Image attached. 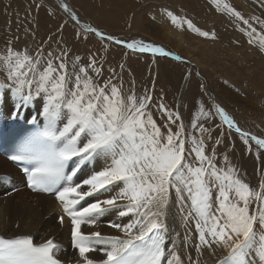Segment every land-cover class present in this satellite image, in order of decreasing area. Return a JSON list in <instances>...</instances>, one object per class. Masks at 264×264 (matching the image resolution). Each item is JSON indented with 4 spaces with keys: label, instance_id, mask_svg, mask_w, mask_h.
<instances>
[{
    "label": "snow or ice",
    "instance_id": "obj_1",
    "mask_svg": "<svg viewBox=\"0 0 264 264\" xmlns=\"http://www.w3.org/2000/svg\"><path fill=\"white\" fill-rule=\"evenodd\" d=\"M213 3L236 25H243L240 30L249 44L264 50V19L246 18L227 0ZM60 7L80 24L68 3L61 0ZM168 15L174 23L179 19ZM182 23L195 27L191 20ZM80 27L101 41L123 43L88 25ZM19 40L13 37L0 49V89L16 97L18 108L39 100L41 110L33 121L43 117L44 127L33 131L9 159L23 165L29 189L55 197L62 213L59 224L70 228L75 264H201L205 251L215 256L217 249L226 255L216 264H264V180L258 189L252 188L226 153L221 163L217 146L224 133L209 147L213 129L205 124L218 117L246 145L251 140L260 149L264 138L243 132L215 102L206 107L199 101L186 123L179 109L170 108L163 97L154 100L148 89L137 93L134 82L125 89L115 69L105 77L104 58L95 52L85 63L78 55L70 60L73 54L61 47L62 39L55 41L57 50H50L51 36L35 48L17 47ZM127 47L170 54L142 41ZM97 161H102L99 170ZM89 164L93 170L77 182ZM173 199L185 228L183 247H194L196 259L188 254L185 260L181 245L172 238ZM112 212L118 220L107 226L118 234L85 231L97 228ZM126 217L127 223L120 222ZM193 233L194 242L189 244ZM60 250L53 237L36 243L32 235L0 236V264H62ZM95 253L101 258H94Z\"/></svg>",
    "mask_w": 264,
    "mask_h": 264
},
{
    "label": "rangeland",
    "instance_id": "obj_2",
    "mask_svg": "<svg viewBox=\"0 0 264 264\" xmlns=\"http://www.w3.org/2000/svg\"><path fill=\"white\" fill-rule=\"evenodd\" d=\"M257 1H245L248 9H251L249 12L244 3L241 5L238 0H227L246 18L257 16L264 19V15L260 16L255 9L256 6H260L264 12V0ZM63 2L68 3L76 14L80 22L79 25L73 20L72 22L70 21L68 14L60 7L61 0H0V49L5 47L8 40L16 36L20 37V40L16 42L17 47H23L26 44L32 48L39 46L42 40H47L51 36L53 37V42L50 50H57L56 40L62 39L64 44L62 43L61 47H65L70 41L71 38L67 36L68 34L64 27L71 25V27H77L83 32L76 33L75 38H79L80 45L84 47H80L78 53L76 49L65 47L73 54L70 60L78 55L86 63L90 52L100 49L102 55L114 52L119 59H124L126 56L131 60H135L144 55L143 57L150 64L146 69L148 85L145 86L146 83H144L139 88L140 84H135L137 93L140 92L139 94H142L145 89H148L152 92L154 100L158 101L163 97L164 103L170 108L173 110L179 109L186 123L189 122V116L196 111L199 101H203L205 106L209 107L216 100L234 119L239 128L251 134L264 137V76H257L254 72L244 73L242 69L245 68L233 64L231 57L234 55L238 56V54L237 52H230L231 46L241 45L243 49V44H237L239 43L238 40L244 38L246 39L244 43L246 41L248 43V37L240 30L243 25H236L233 18L227 13L217 11L213 0H63ZM169 12L179 18L175 23L172 17L168 15ZM101 14H104V16L99 18ZM106 15L110 18H119L123 23L114 25L111 23L114 22L112 18L111 22H107L105 21ZM185 20H191L195 27L190 29L186 23H182ZM82 24L94 25L97 29L105 32V34L115 37L116 40L120 36L125 38L127 35L128 42L131 43L133 41L130 37L136 36L137 41H140L139 37H141L143 43L163 47L165 53H169L167 50L174 51V47L169 45V43L157 41L156 31L160 30L166 35H179L184 41V44L181 45L184 48L177 50L178 53H182L181 56L188 55V57L196 58L200 68L193 69L190 59L184 56L179 57L175 51L176 56L179 58L169 54L162 56V54L153 52H140L138 48L136 50L129 49L127 44H117L115 40L101 41L97 36V38L93 37V40L98 43V46L94 45L93 50H89L85 43L89 41L88 39L91 36L84 34L80 27ZM256 26L259 30L260 26ZM196 29H199L200 32H208L209 35L205 37L197 32ZM26 31L29 33L27 36H25ZM63 35L68 38H64ZM108 45H112L113 49L108 50ZM45 46L47 47V45ZM241 47L239 48L241 49ZM258 49L264 55V50H261L260 47ZM243 51L242 53H244ZM207 54L208 56H206ZM219 55H223L226 60L220 62L218 60L220 58ZM236 58L238 64L240 55ZM102 63L105 69L104 75L107 77L109 75V70L106 66L107 62L102 61ZM157 63L162 66L160 68L162 71L161 78L158 77ZM234 66L238 70H235ZM228 67L234 70L236 75L227 74L228 71L226 70ZM217 78H219L221 83L216 81L218 80ZM156 80L158 81V86L156 85ZM258 82L262 83L261 87H259ZM201 85H203V88H201ZM0 100L2 101V93H0ZM0 108H3L0 109V112H6L1 103ZM155 115L158 116L159 113H155ZM243 116L248 119L243 120ZM217 125H222L218 117L210 124H205L206 127L210 126L213 129V141H209V145H212L216 138H220L221 132L224 133L223 141L227 140L226 143H230L232 146L238 145L239 147H237L246 155L243 156V170H254L256 172V187L258 189L260 182L264 180V149H257L250 141L246 145L235 129L230 130L227 125H222L218 128L216 127ZM231 139L235 142H231ZM229 147L230 149L232 148L231 146ZM249 147L251 148L250 151ZM223 150L221 158L218 157L221 163L223 162L222 156L226 152L225 149ZM249 155L253 157L251 164L248 160L251 157H247ZM10 176L17 175L7 173L4 177L9 181L11 179ZM240 176L248 183L249 180H246L245 173H240ZM10 190H12L11 193L7 194V196H4L5 194L1 195L0 198L9 197L12 199L20 193L16 186L10 188ZM102 220L103 217L99 222H102ZM17 221L15 223H19Z\"/></svg>",
    "mask_w": 264,
    "mask_h": 264
},
{
    "label": "bare ground",
    "instance_id": "obj_3",
    "mask_svg": "<svg viewBox=\"0 0 264 264\" xmlns=\"http://www.w3.org/2000/svg\"><path fill=\"white\" fill-rule=\"evenodd\" d=\"M245 1L246 0H238V3H241V5L244 3V5H246ZM246 9L249 10V12L251 10V9H248L247 5H246ZM255 9L256 11H258L260 16L264 15V12L261 10L262 8L260 6H256ZM103 16L104 14H101L99 18H102ZM111 18L108 15H106L105 21L111 22ZM112 20L114 22H111V23H113L114 25L116 24L120 25L121 23H123L119 18H112ZM70 21L72 22V20ZM88 26L89 28H93L98 31H101L97 29L96 26L94 25H88ZM64 29L66 33L68 34L67 36L71 38L70 41L65 45V47H70L73 50L76 49L78 53V49L84 46L80 45L81 44L80 39L75 38V36H76V33H80L81 31L77 29V27H71V25L64 27ZM85 33L91 36V37L88 36L89 41L85 44L87 45V48L89 50H93L94 45L98 46V43L95 40H93V37H96V35L93 32H84V34ZM67 36L63 35L64 38H66ZM127 37H128L127 35L125 38L120 36V38L119 39L117 38V40L122 41L124 44H128L130 42H128L129 39ZM131 38H132V41H137L136 36L130 37V39ZM139 38H140V41H143L141 37ZM156 40L159 42L169 43V45H172L174 47V51L177 53L179 57L184 56L185 58L190 59L191 61L190 64L192 65L194 64V66L191 65L193 69L200 68V64L196 62V58L191 57V56L188 57V55L181 56L182 53H178L179 49L184 48L183 46H181L182 44H184V41L181 39L179 35H176V34L166 35V34H163L160 30H157ZM244 40L246 39L240 38L238 40L239 43H237V44H243V49L245 48L244 51L241 45L239 46L232 45L230 48V52L232 53L237 52L238 56L240 55L238 64H237V58H236L238 56L234 55L231 57L233 64L239 67L245 68V69H242L244 73L254 72L256 73L257 76L258 75L264 76V55L263 53L259 51L258 45L246 43L247 41L244 43ZM108 47H109L108 50L113 49L112 45H108ZM239 47H241L242 50ZM167 51L170 52L172 50H167ZM242 51L244 53H242ZM95 53H97L98 57H103L104 58L103 61L107 62L106 66L109 70L108 74H110L112 69L116 70V73L122 78L124 87L126 89L130 87V85L133 82L136 85L140 84L139 88H141L144 83H146L145 86L148 85L146 81L147 80L146 69L150 66V64L147 61V59L143 57L144 55H141L135 60H131L129 57L127 58L126 56L124 57V59H119L118 57H116V53L114 52L112 53L108 52L102 55L101 49L96 50ZM157 54H161V53H157ZM206 56H208V54ZM215 56H218V55H215ZM219 56L220 58L218 60L220 62L223 60H226V58L223 55H219ZM186 61L188 62V60ZM121 64H123L122 69L120 67ZM161 67L162 66L157 63V73H158V77L160 78L162 77V74H161L162 71L160 69ZM231 70L232 69L228 67L226 70L228 71L227 74L236 75V72L234 70L232 71ZM235 70H238V69H236L235 67ZM200 76L202 75L200 74ZM217 79L218 80L216 81L218 83H221L219 78ZM258 83H259V87H261L262 83L261 82H258ZM156 85L158 86L157 80H156ZM0 93H2V101L0 100V103L4 106L5 111H6L5 113L0 112V133L5 132L11 124L15 123V121L17 122L25 121L26 122V121H29L30 119H33V117L37 116L38 112L41 110V102L39 100H36L35 103L18 108L17 99L15 96H13V94L10 91L0 89ZM213 102H215L216 104H219L218 101L216 100H214ZM0 109H3V108H0ZM252 110H253V106H252ZM13 113H18V114L14 116ZM242 119L247 120L248 118L246 116H243ZM37 121L43 128L44 127L43 117H38ZM233 139H231V142L234 143L235 139L234 140ZM226 141L227 140H224L221 145L217 146V156L221 158V153L224 151L223 149H225L226 151L225 153L229 154L228 157L231 163L240 171L241 174L245 173L246 180H249L248 183L250 184V186L252 188L257 189L256 172L254 170H250V171L247 170L249 172L248 173L246 170H243V165H242L243 156H246V155H244L241 149L238 148L239 147L238 145L232 146L231 144L232 148L230 149L229 144H227ZM209 146L211 147L212 145H209ZM227 151L229 152L231 151V152L229 153ZM247 157H251L248 159L251 164L253 157L250 155ZM100 167H102V161H97L95 163V170H99ZM91 170H93V165L89 164L77 175V177L75 178L77 182H79L83 178H86V176L90 174ZM7 173H12L13 175H17V176H13V177L10 176L11 181L10 180L7 181V179L4 177L6 176ZM24 180L25 178L22 176L20 171L17 168H15L11 163H9L5 158L0 156V196L4 194H5L4 196H7V194L11 193L12 191L10 190V188H13L14 186H16L18 188V191L20 192L18 196L16 197L13 196L14 198L12 199H10L9 197H4L3 199H1L2 197L0 198V235L5 236V237H12L15 235H32L34 242L36 243L41 242L43 239L53 237L55 241L60 245L61 250L57 253V257L62 261V264H75V261L77 259V254L75 250L71 247L70 228L68 227L67 223L63 227H61L59 224L58 217L62 213L60 211L57 201L55 200V197L53 195L46 196L44 194H40V193L27 190L25 187ZM9 183L11 186L9 185ZM114 192L115 190H113V193H106L103 196H100L99 198L101 199L106 198L107 195L114 194ZM88 202H92L91 199H89ZM128 219L129 218L127 217L122 218L120 219V222L127 223ZM16 220H18L17 222L19 223H15ZM115 220H118L116 212L106 214L103 217L102 222H98L97 228H85V231L99 230L104 234H111V235L118 234L115 232V230L107 226L109 221H115ZM169 227L171 229L172 238L176 240L177 244L181 245L180 252H181V255L185 258V260L187 259L188 254L191 255L192 259H196L197 253L195 252L194 247L189 246L187 249L183 247L182 241H183V236L185 235V228L180 220L179 215L177 214V208H176L174 199H173L172 206L170 208ZM194 236L195 234L193 233V240L189 241V244L194 242ZM223 255H226V252L222 249H217L215 256L211 255L208 251H205L204 255L200 257V261H201V264H216V260L220 256H223ZM93 256L94 258H97V259L101 258L99 253H95L93 254Z\"/></svg>",
    "mask_w": 264,
    "mask_h": 264
},
{
    "label": "crops",
    "instance_id": "obj_4",
    "mask_svg": "<svg viewBox=\"0 0 264 264\" xmlns=\"http://www.w3.org/2000/svg\"><path fill=\"white\" fill-rule=\"evenodd\" d=\"M229 146H231V144L229 143ZM232 147V146H231Z\"/></svg>",
    "mask_w": 264,
    "mask_h": 264
}]
</instances>
